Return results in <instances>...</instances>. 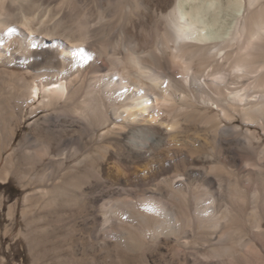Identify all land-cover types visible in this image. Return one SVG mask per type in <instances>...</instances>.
I'll return each instance as SVG.
<instances>
[{
	"label": "bare ground",
	"instance_id": "obj_1",
	"mask_svg": "<svg viewBox=\"0 0 264 264\" xmlns=\"http://www.w3.org/2000/svg\"><path fill=\"white\" fill-rule=\"evenodd\" d=\"M1 65L42 111L19 149L53 231L82 216L55 264H101L107 241L145 264L161 237L222 257L262 234L264 0H0Z\"/></svg>",
	"mask_w": 264,
	"mask_h": 264
},
{
	"label": "rangeland",
	"instance_id": "obj_2",
	"mask_svg": "<svg viewBox=\"0 0 264 264\" xmlns=\"http://www.w3.org/2000/svg\"><path fill=\"white\" fill-rule=\"evenodd\" d=\"M2 67L4 66H0V105H2L0 106V264H55L52 260L55 250L53 248L54 245H52L51 242L53 240H61L59 235L65 234L66 232L68 233L73 229L75 230L76 227L79 228L83 223L81 220L82 216L76 213L69 215L68 211H65L66 215L62 221V229L64 228V231L62 229H60L61 231L59 229L58 231H53V220H55L56 214L52 211V214L54 213L52 215L51 211L49 210L50 208L43 202L46 201L48 197H43L42 195L35 193V189L39 184L38 181L34 180V178H31L35 171H25V169H28L29 162L25 160L22 161V151L19 149V141H21L22 138L36 125L34 122L42 111L34 112L33 107H35L37 102L30 104L29 101L25 100V96L20 97L16 91V89L19 87L18 85L22 86V83L24 84L26 81L25 79H22V73L20 74V72H22L21 70L24 72V69L11 66L10 68L19 71L18 75H20V77L17 75L13 84H8L6 81L7 76L4 74L5 67ZM15 82L17 85H15ZM25 102L28 103L26 104L27 106L25 105ZM20 107L24 109H21ZM250 127L252 128L253 126ZM262 139L264 140V135L262 136ZM22 171L26 172V174L23 173L26 176L22 174ZM21 174L24 176V178H20ZM29 177L31 179L30 182L33 183L29 182ZM25 195L27 196L26 199L24 197ZM35 197H38L39 199L43 197V199L37 201ZM45 206L46 208H44ZM47 214L49 215L47 216ZM254 230L255 228H250L248 230L247 237L249 236L250 240H247V237L245 240H232L234 244L239 246V252L232 251L234 254L231 251H227V254L224 253L225 256H213L214 254L205 248H199V251L197 249L193 250L181 246L169 237H161L157 244L147 251L146 257H144L143 260L145 264H264V224L261 228L262 234H259V232H255ZM242 231L243 230L241 228L236 230L234 236H238V233L240 232L242 234ZM76 237L77 236H74L73 239L71 238V240L78 241ZM42 240H46V246H44V244L40 245V241ZM86 240H91V238L86 235ZM105 243L107 247L105 245V247L99 251L100 254L102 252L103 255H101L103 257L97 256V260L102 258L100 260L101 264H105L106 262H108L106 264H124L123 260L121 259L122 257L124 258V255L121 253V251H119V255L112 251L110 252L111 254L109 253L112 256H106L107 250L108 248L112 247L110 245L113 244V241H110L111 244L109 241ZM71 244L72 242L69 244L66 243L65 246ZM44 247L45 251L43 250ZM182 247L183 249H186L182 251L183 249H180ZM177 248L179 250H177ZM242 248L245 249L243 250ZM67 250H64L61 253L67 254L69 257H71L72 254L68 252L66 253ZM245 251H247V253ZM40 252L42 253V256L39 255ZM187 252H191V254ZM127 255L133 257L131 264H133V262H136V264H144L143 262L140 263V261L137 259L140 254L127 253ZM198 256L202 259H200ZM208 256L210 257L209 260L207 259ZM237 258H242L244 260L246 258V260H241V263L238 262ZM102 260H104L103 262L105 263H103ZM176 260L177 262L174 263Z\"/></svg>",
	"mask_w": 264,
	"mask_h": 264
},
{
	"label": "snow or ice",
	"instance_id": "obj_3",
	"mask_svg": "<svg viewBox=\"0 0 264 264\" xmlns=\"http://www.w3.org/2000/svg\"><path fill=\"white\" fill-rule=\"evenodd\" d=\"M9 31H11V30H9ZM77 54L83 55V50L80 49V50H77L76 52L73 53V55H77Z\"/></svg>",
	"mask_w": 264,
	"mask_h": 264
}]
</instances>
